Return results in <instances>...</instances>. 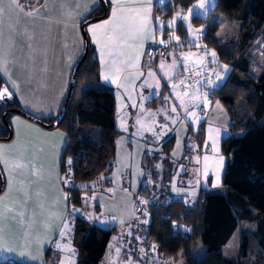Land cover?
Instances as JSON below:
<instances>
[{"label":"crops","instance_id":"0c3cea01","mask_svg":"<svg viewBox=\"0 0 264 264\" xmlns=\"http://www.w3.org/2000/svg\"><path fill=\"white\" fill-rule=\"evenodd\" d=\"M21 1L19 6L13 0L3 2V12L0 13V75L22 109L50 118L55 116L64 101L72 68L84 48L81 24L101 2ZM105 1L106 16L88 23L85 31L98 62L96 88L112 89L116 123L118 113H127L136 107L139 101L137 86L142 83L146 85V91L149 90L147 75L152 71L148 67L150 63L145 49L150 44L160 43L158 17H164L165 3L169 0ZM211 98L214 106L219 100L213 95ZM222 106L228 121L224 123L213 114L212 118L205 117L194 137L192 151L187 150L176 158L169 157L167 164L163 163L166 154L157 158L159 164L155 167L160 175L164 170L170 172L166 198L180 200L193 207L203 192L225 191L221 183L225 165L221 143L233 133L229 129L233 119L227 108ZM249 114L239 116L235 113L237 117ZM10 122V140L0 143L4 174V186L0 191V262L11 259L21 264H66L62 260L63 243L69 248L70 242L68 263L76 264L77 250L70 241L71 235L58 239L70 203L61 171L68 135L62 128L44 129L25 117H11ZM184 123L190 125L187 120ZM234 134L241 135L242 131ZM200 142L210 145L202 155L198 153ZM171 149L172 146L168 156ZM108 179L105 189L110 185ZM142 192L138 189L136 197L142 196ZM90 197L91 204L99 210L100 205L95 202L93 192ZM131 215L127 213L122 224L124 232L119 231L117 224L108 222L110 225L106 227L113 225L116 231L100 264H163L165 257L178 256L179 253L158 252L156 244L147 238H144L146 242L142 246V232ZM148 215L145 211L139 222H146ZM137 238L138 242L134 243ZM146 244L156 254L147 251L144 257L148 259L144 263L135 260L133 249L141 250ZM51 251L53 260L49 262ZM178 264H185V261H178Z\"/></svg>","mask_w":264,"mask_h":264},{"label":"trees","instance_id":"16d2710c","mask_svg":"<svg viewBox=\"0 0 264 264\" xmlns=\"http://www.w3.org/2000/svg\"><path fill=\"white\" fill-rule=\"evenodd\" d=\"M191 1L193 0H169L165 3L163 15L167 16L174 10L179 11L178 16H181L180 11ZM215 8L228 18L242 21L240 35L232 42L218 44L209 33L205 35L216 48L220 60L232 65L225 82L213 93L233 119L229 127L233 133L221 143L225 157L221 183L225 186V191H205L193 207L171 198L159 205L149 203L146 222L140 223V218L133 221L137 228L145 230L144 237L156 244L158 252L181 253L185 257V264H246L248 259H252L251 264H264V70L258 77H254L248 54L251 42L257 36L264 38V0H216ZM100 13L101 4L86 18ZM215 30V24L209 26L210 32ZM97 78L98 62L89 43L88 53L77 70L74 90L78 83ZM4 88V80L0 75V90ZM239 98L245 100L249 116L235 115L233 105ZM3 102L0 100V113L6 107H20L13 96L7 98L4 104ZM114 102L112 89L88 87L77 98L72 95L68 108L57 125L68 135L66 150L68 149L72 156H81L78 159V167L80 164L81 167L86 166L82 172L77 170L79 175L77 171L74 172L81 180H91L102 173L105 175L104 184L109 181L118 133L115 126ZM9 115L5 117L4 122L11 130ZM41 118L49 122L55 116ZM4 122L0 119L2 127ZM91 126L101 128L100 138L96 141L83 139L84 133L90 130ZM239 130L242 131L241 135L234 134ZM171 146L172 139L163 145L165 164L169 162L168 152ZM166 173L169 179L170 172L164 170L163 174ZM81 190L84 189L72 187L71 192H74V195L70 201L78 202ZM139 190L149 189L143 185ZM164 196L163 198H166V192ZM175 220L192 224L191 234L175 231L172 228V222ZM241 222L254 223L256 227L250 231L239 229L238 256L227 258L222 253V247ZM115 231L114 226L102 227L75 217L73 243L77 250L76 264H100ZM197 245H204L205 251L202 256L194 257L191 250ZM0 264L21 263L6 260Z\"/></svg>","mask_w":264,"mask_h":264},{"label":"rangeland","instance_id":"374dc122","mask_svg":"<svg viewBox=\"0 0 264 264\" xmlns=\"http://www.w3.org/2000/svg\"><path fill=\"white\" fill-rule=\"evenodd\" d=\"M28 1L36 3V0ZM201 3H203V7H200ZM215 3L216 0H193L180 11L181 16H178L179 11L173 10L167 16L158 17L159 42L161 43L163 40V43L169 47L168 61L158 59L148 65L152 71L147 75L149 90L146 91V85L140 83L136 88L139 99L136 107L127 110V113L121 111L117 115L115 126L118 133L115 140L114 162L109 174L110 185L108 189L104 188L107 184H104L105 175L102 173L91 180L79 179L74 172L79 171V169L82 172L86 166L81 167L80 164L78 167V159L81 156L79 154L72 156L69 150L65 149L61 171L67 194L70 198L73 197L72 187H80L84 190L79 192L78 202L70 201L69 211L61 226L58 239L67 234L71 235L70 241L74 246V226L72 223L75 217L83 218L102 227L110 225L108 224L110 221L111 224L118 225L120 232H124L122 224L125 223L127 213L134 216L133 207L140 186L145 185L149 189L142 190L143 194L139 196L145 211L149 208V203L159 205L168 199L163 198L165 192L167 193L168 173L160 175L157 167H155L159 164L157 158L163 157L164 143L172 139L169 157L176 158L187 150L192 151L194 149V137L199 133L205 117L212 118L213 114L214 118H220L224 123L228 121L222 103L217 101L213 106L211 97L214 91L227 79L232 65L220 60L216 48L205 35L209 33L218 44L232 42L237 40L240 35L242 21L228 18L215 8ZM173 21L174 23L170 24ZM212 24L216 25L214 32L209 31V26ZM212 53H215V56ZM248 54L251 73L254 77H258L264 70V38L262 36H257L251 42ZM96 85L97 79L78 83L73 93L74 98H77L88 87L96 88ZM3 111L0 113L1 117ZM234 112L239 116L248 113L243 98L235 101ZM15 116L23 117L11 113L8 119L11 128L10 120L11 117ZM184 120H187L190 125L184 123ZM34 123L48 130L57 127L45 128L39 123ZM72 133L71 131L70 134ZM100 135L101 128L91 126V129L84 133L83 139L96 141ZM9 140H0V143ZM0 170L4 178L1 157ZM123 185H126L127 188L123 189ZM91 192L94 194L95 202L100 205L99 210H96L91 204ZM216 192H220V190L217 189ZM255 227L254 223L241 222L222 247L223 255L227 258H237L239 229L250 231L254 230ZM141 231L142 241L140 239L139 241L143 246L146 241L144 239L145 230L142 228ZM136 242H138V238L134 243ZM63 244L62 260L69 264L71 243L68 244L69 248H66L65 243ZM133 250L134 252H131L135 260H140L143 263L148 259L144 257L147 251L156 254V251L147 244L141 250H136V248ZM204 251V245H197L191 250V255L199 257L203 255ZM49 253L51 255L49 262H51L53 251ZM165 258L163 264H178V261L180 263L185 261V257L181 253L178 256L171 255ZM245 262L251 264L252 259Z\"/></svg>","mask_w":264,"mask_h":264},{"label":"water","instance_id":"95a60500","mask_svg":"<svg viewBox=\"0 0 264 264\" xmlns=\"http://www.w3.org/2000/svg\"><path fill=\"white\" fill-rule=\"evenodd\" d=\"M100 2L102 5V13H100L99 15H95V16H91V17L86 18L81 24V32H82V35L84 38V48H83L80 56L78 57L77 61L75 62L74 66L72 68V72H71L66 96H65L64 101H63L58 113L56 114L55 118L52 121L47 122V121H44L42 118L36 117V116L30 114L29 112L23 110V109L16 108V107H9V108L5 109L2 113L3 121H5V117L8 114L14 113V114H19V115H21V116L25 117L26 119H29L33 122L39 123L45 128H53L59 124V122L61 121L63 115L65 114L66 109L68 108L69 102L72 98L74 86H75L77 70H78L80 64H82V62L84 61V59L88 53L89 40H88L86 31H85V26L90 22H93V21H96L100 18L105 17L107 14V2L105 0H100ZM11 135H12V132H11V130H9L7 135L0 136V140H8L11 137ZM3 186H4V180H3V176H2V173L0 170V191L3 189Z\"/></svg>","mask_w":264,"mask_h":264},{"label":"built area","instance_id":"2783aa9c","mask_svg":"<svg viewBox=\"0 0 264 264\" xmlns=\"http://www.w3.org/2000/svg\"><path fill=\"white\" fill-rule=\"evenodd\" d=\"M168 51H169V47L167 44H164V43H153V44L148 45L145 49V55L147 58V62L152 63L153 61H155L157 59L167 61L168 60V57H167ZM209 148H210V145L208 143L200 142V146L198 148V153L200 155H202ZM126 188L127 187H124V189H126ZM90 200H92L91 197H90ZM133 210H134V217L135 218H137V219L143 218L144 213H145V208H144L143 202L139 199V197L136 198ZM172 228L175 231H182L184 234H191L192 229H193V225L175 220L172 222Z\"/></svg>","mask_w":264,"mask_h":264},{"label":"snow or ice","instance_id":"6c2138e0","mask_svg":"<svg viewBox=\"0 0 264 264\" xmlns=\"http://www.w3.org/2000/svg\"><path fill=\"white\" fill-rule=\"evenodd\" d=\"M3 2H4V0H0V13L3 12V7H2L3 6ZM13 2L16 3L17 6H19V0H13ZM203 6H204L203 3H201L200 7H203ZM171 23H174V21L170 22V24ZM89 31H93V29H89ZM163 42L164 41L161 40V43H163ZM212 55L215 56V53H212ZM105 79H107V77H105ZM11 95H12V93H10L8 91L7 87H5L3 90H0V100L5 99V98H11ZM218 182H219V178H217V183Z\"/></svg>","mask_w":264,"mask_h":264},{"label":"flooded vegetation","instance_id":"af4514ba","mask_svg":"<svg viewBox=\"0 0 264 264\" xmlns=\"http://www.w3.org/2000/svg\"><path fill=\"white\" fill-rule=\"evenodd\" d=\"M4 102H3V104L7 101V98H5V99H2ZM7 108H9V107H6L5 109H7ZM4 109V110H5ZM0 119H2V117H0ZM2 121H3V119H2ZM4 122V121H3ZM2 126V125H1ZM4 127V128H3ZM3 127H1L0 128V136H5V135H7L8 134V132H9V127H8V125H5V122H4V126ZM11 129V128H10ZM11 132H12V130H11Z\"/></svg>","mask_w":264,"mask_h":264}]
</instances>
